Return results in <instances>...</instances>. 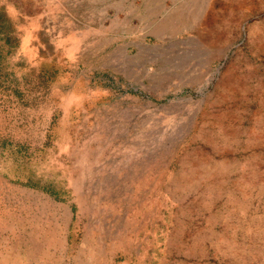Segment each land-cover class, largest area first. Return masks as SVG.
Wrapping results in <instances>:
<instances>
[{
    "label": "rangeland",
    "instance_id": "1",
    "mask_svg": "<svg viewBox=\"0 0 264 264\" xmlns=\"http://www.w3.org/2000/svg\"><path fill=\"white\" fill-rule=\"evenodd\" d=\"M114 1L0 0V264H264V0Z\"/></svg>",
    "mask_w": 264,
    "mask_h": 264
},
{
    "label": "crops",
    "instance_id": "2",
    "mask_svg": "<svg viewBox=\"0 0 264 264\" xmlns=\"http://www.w3.org/2000/svg\"><path fill=\"white\" fill-rule=\"evenodd\" d=\"M192 0H115L114 1V16L116 17V25L115 29H121L119 26V23H122V27L129 26L131 25L129 22L132 20L131 17L125 18V16L129 15H135L138 13H151L152 15L149 16H161V9H165V11H168L167 9L169 7L175 8V7H183V6H192ZM197 2H194V5H196ZM128 9V10H127ZM171 12H175L171 11ZM121 15V17H118ZM141 20V19H140ZM126 28V27H125ZM130 28V27H128ZM118 37L115 38L116 40L119 39V35L121 33L125 32V29L116 30ZM122 38L124 41L122 42H117V45H123V48L125 46H130L131 40L128 39V35L121 34ZM121 39V38H120Z\"/></svg>",
    "mask_w": 264,
    "mask_h": 264
},
{
    "label": "bare ground",
    "instance_id": "3",
    "mask_svg": "<svg viewBox=\"0 0 264 264\" xmlns=\"http://www.w3.org/2000/svg\"><path fill=\"white\" fill-rule=\"evenodd\" d=\"M203 146H204V145H203ZM260 163L262 164V163H263V160H262ZM240 181H241V179H240ZM226 183H227V181L225 182V184H226ZM225 184H224V185H225Z\"/></svg>",
    "mask_w": 264,
    "mask_h": 264
}]
</instances>
